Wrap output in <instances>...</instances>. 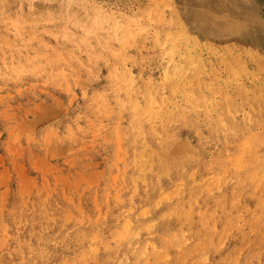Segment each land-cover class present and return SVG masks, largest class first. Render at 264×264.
Masks as SVG:
<instances>
[{"label": "rangeland", "instance_id": "rangeland-1", "mask_svg": "<svg viewBox=\"0 0 264 264\" xmlns=\"http://www.w3.org/2000/svg\"><path fill=\"white\" fill-rule=\"evenodd\" d=\"M115 253L264 264V0H0V264Z\"/></svg>", "mask_w": 264, "mask_h": 264}, {"label": "bare ground", "instance_id": "bare-ground-1", "mask_svg": "<svg viewBox=\"0 0 264 264\" xmlns=\"http://www.w3.org/2000/svg\"><path fill=\"white\" fill-rule=\"evenodd\" d=\"M70 15V14H69ZM71 16V15H70ZM71 17H73V16H71ZM74 17H75V15H74ZM28 19V18H27ZM30 20H32V21H34V19L32 18V19H30ZM64 20V19H63ZM80 22H83V21H80ZM16 24V23H15ZM61 28H63V27H61ZM60 29V28H59ZM52 30V29H51ZM2 35V34H1ZM183 67V66H182ZM191 67H193V66H191ZM197 68V67H196ZM189 73V72H188ZM249 150V149H248ZM247 150V151H248ZM246 152V151H245ZM243 155V154H242ZM243 159H244V157H243ZM240 161H241V159H240ZM243 161V163H244V160H242ZM253 165V164H252ZM122 246H124V245H122ZM135 253H137V251L135 252ZM139 253H140V251H139ZM135 255V254H134ZM136 255H138V254H136ZM118 259V256H116V253H115V256L111 259V264H115L116 263V260ZM138 259V258H137ZM137 259L135 258V260L137 261ZM134 260V261H135ZM135 261V262H136Z\"/></svg>", "mask_w": 264, "mask_h": 264}]
</instances>
